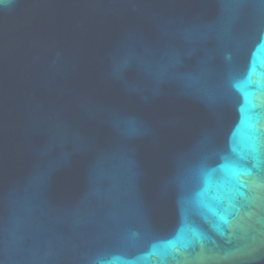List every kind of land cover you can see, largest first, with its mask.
<instances>
[{"label":"water","instance_id":"1","mask_svg":"<svg viewBox=\"0 0 264 264\" xmlns=\"http://www.w3.org/2000/svg\"><path fill=\"white\" fill-rule=\"evenodd\" d=\"M0 264H264V0H4Z\"/></svg>","mask_w":264,"mask_h":264},{"label":"snow or ice","instance_id":"2","mask_svg":"<svg viewBox=\"0 0 264 264\" xmlns=\"http://www.w3.org/2000/svg\"><path fill=\"white\" fill-rule=\"evenodd\" d=\"M4 2V0H0V4H2ZM255 72V67H251L250 71H249V80L251 78V75ZM239 87V86H238ZM242 91V95H244L245 98V103L248 105H251V94L248 92H245L243 90Z\"/></svg>","mask_w":264,"mask_h":264}]
</instances>
